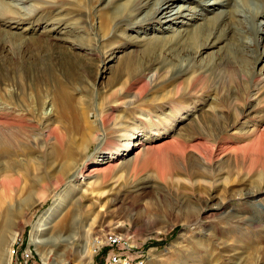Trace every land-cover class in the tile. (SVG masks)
Wrapping results in <instances>:
<instances>
[{"label": "rangeland", "instance_id": "374dc122", "mask_svg": "<svg viewBox=\"0 0 264 264\" xmlns=\"http://www.w3.org/2000/svg\"><path fill=\"white\" fill-rule=\"evenodd\" d=\"M1 1L13 15L6 12L5 22L0 21V116L11 108L18 109L37 127H41L45 116H53L69 129L78 143L87 137V143L83 144L87 148L83 145L77 148L75 159L65 165L63 183L57 173L62 166L59 161L48 160L40 164L37 171H33L37 165L31 163L36 176L33 174L30 178L48 175L50 190L57 184L61 186L55 191L49 190L44 200L36 196V204L28 212L26 208L14 213L15 225H19L6 234L9 241L14 233L18 237L12 264H44L40 251L49 264H84L92 246L93 250L97 247L92 264H264V196L261 204L253 207H245V200L240 197L245 182L264 180V172L256 161L250 173L244 170L239 177L235 173L229 183L211 192L219 198H227L229 205L247 220L246 225L237 224L238 229L235 224L228 226L224 218L221 220L210 208L206 209L202 223L187 224V217L197 214L200 200H206L210 192L203 184L205 176L193 177L198 184L191 186L192 180L185 173L169 172L167 154L148 155L141 168L120 178L119 185L125 188L123 193H129L121 196L123 202L117 207L113 206V201L119 194L112 178L122 173L116 169L97 176L105 178L100 189L90 190L88 180L72 181L77 172L88 174L92 168V163L84 161L85 155L97 160L100 142H93L91 136L98 132L100 139L103 138L99 115L117 102L119 91L128 81V78L118 77L120 62L142 50L144 44L158 39L172 38L173 41L166 49L147 56L145 62L140 63L144 67L143 76L148 79L149 71L153 70L156 75L148 82L139 106L117 104L116 121H123L127 130L115 146V153L132 157L131 148L141 143L140 135L156 141L154 145L174 140L182 125L178 121L182 115L210 107L213 111L221 109L224 115H229L231 123H235L229 131L232 139L250 126L263 127L264 33L257 29L264 27V18H257L255 14L263 10L264 0H243L250 12L240 6L238 10L243 13L236 10L235 14H232L235 0H229L233 3L230 7L216 6L209 10L206 7L215 0H204L203 5L179 2L172 4L173 9L176 8L173 14L163 15L170 18L168 21L156 14L140 27L133 25L135 20L132 19L116 25L112 21L128 0L112 4L110 0ZM152 7L153 3L147 5L141 1L139 4L140 10L147 13ZM189 7L194 15L184 16L190 13L186 10ZM222 13L225 15L221 17ZM246 15L248 17L243 18ZM223 16L230 17L222 29L225 33L220 34L218 40V33L208 39L191 37L206 20L213 24ZM228 25L233 29L231 34L226 33ZM177 85L181 86V92L170 99ZM255 88L260 90L258 98L254 96ZM234 108L241 112L238 120ZM178 109L182 111L176 112ZM85 112L92 117L95 128L89 137ZM137 127L143 131L136 132ZM128 139L130 149L124 152ZM262 139L259 142L263 144H256L263 154ZM239 140H243L242 146L248 143L247 137ZM33 142L34 145L25 146L31 149L28 150L30 156H27L28 151L18 156L23 162L43 158L44 153L36 149ZM51 152L52 148L46 151ZM71 182L78 185L77 189L70 195L71 199L63 201L57 219L50 225V236L57 238L49 240L44 250H38L30 243L31 231L59 199H63ZM134 183L149 185L143 198L133 195L129 186ZM27 184L29 180L24 179L21 187ZM26 197L22 191L17 193V204ZM80 197L82 203L77 205Z\"/></svg>", "mask_w": 264, "mask_h": 264}, {"label": "bare ground", "instance_id": "6f19581e", "mask_svg": "<svg viewBox=\"0 0 264 264\" xmlns=\"http://www.w3.org/2000/svg\"><path fill=\"white\" fill-rule=\"evenodd\" d=\"M13 1L16 2V0ZM117 1L119 0H110V4L115 3ZM141 1L146 2L147 5L153 3V7L151 8V11H149L148 13L146 10L141 11L139 8V4ZM179 2L182 3L190 2L191 4L197 3L203 5L204 0H128V2L125 5L120 7L119 13H117V15L113 17L112 21L116 25L122 23L123 21L132 19L135 20L133 22V25H139L138 27H140L145 23L150 22L156 14L162 16L166 15L167 13L173 14L174 10L176 9V8L173 9V5ZM232 4L233 3L229 2V0H225V1L215 0L213 4L209 5L206 8L209 10L211 7H216V6L230 7ZM233 5L235 6V9L233 10L232 14H235L236 10L237 12L241 11L238 10V7L240 6L247 12H250V10L247 8L246 3H244L243 0H235V4ZM29 10L34 11L35 9H29ZM186 10H188L190 13L188 15L184 14V16L194 15L190 7L187 8ZM263 10L261 12L256 13L255 16H257V18L260 17L263 19L264 18ZM6 12H8L9 16L13 15L11 14V11L8 9L6 3H3V1H1L0 2L1 22H5L4 18L7 14ZM222 15H225V13H222L221 17ZM229 17L227 18V16H223V18L219 20V22L217 21L213 24H209V21L206 20V22L203 25L198 27V29L193 32L191 37L197 40L201 38L208 39L218 33L219 37L216 38V40H218V38H220V34L225 33L224 30L222 29L227 26ZM247 17H248L247 15L243 16V18L245 19ZM162 18H164L166 21L170 19L166 16H163ZM216 23L218 24L217 26ZM131 28L133 29L136 27L132 26ZM257 30L259 33H264V27L263 28L260 27ZM232 31L233 29L231 30V27L228 25L226 33L231 34ZM172 41L173 39L170 38L165 40L158 39L156 42L153 43L148 42L147 44H144L142 46L143 48L139 52H135L132 56H127L122 59V61L119 64V69L121 71L118 72V77H120L121 79L128 78V81L123 86L122 90L119 91L118 93L119 99L117 100V102L115 104H111L107 106L106 109L103 110L99 115L102 123V128L104 131L103 138L100 139V137L98 136V132L97 134H93L91 136L93 142L95 143L100 142V147L98 148L96 153L97 160L93 159L92 157L89 158L88 156L85 155L84 161L87 164L92 163L93 166L88 171L89 172L88 174H85V171L77 172L74 175V179L72 181L88 180L87 185H89L90 190L100 189L102 187L105 178H100L97 176L101 173H103L104 176L106 172L112 169H116L117 171L122 173L120 176L117 177L115 175L112 178L113 186L116 189H118L117 193L119 194L118 197H116L113 201L114 202L113 206L117 207L119 204L123 202L121 196L126 197L127 194L129 193L126 192L127 190H125L126 193H123L124 192L123 190L125 188L120 187L119 185L120 178L123 176H127L129 172L132 173L138 168H141L140 166L143 164L144 159L148 155L150 154L152 155L154 153L158 155L167 154L169 170H170L169 172H174V173L175 171L179 173L183 172L186 175H188L191 180L193 179V177L205 176V181H203V184L207 187V189L210 192L206 200L204 201L200 200L197 214L187 217L186 219L187 224L192 225V224L202 223V218L203 215H205L206 209L210 208L211 210L215 211V215L217 213V215L221 216L220 217L221 220H223L222 218H224L225 220L224 222H226L228 226L235 224L234 227L238 229L239 227H237L236 225L237 224L246 225L247 220L240 215L239 210H237L236 208H232L229 205L230 201L227 198H219L218 196H214L213 194H211V192L213 193L215 191L217 192L219 187L229 183L230 178L233 175H235V173H237L238 177L239 175H241L242 171L244 170L250 173L253 170V168H251V165L254 161H256L259 164L261 172H264V153L262 154L259 151V149L257 148L258 144H256V143L263 144L259 141L262 138H264V126L260 128L250 126L246 128L243 133L239 134L235 138L233 137L232 139L229 135V131L233 129L235 123H231V118L229 117V115L227 114L224 115L221 109H217L213 111L212 108L210 107L208 109L201 110L199 113L196 112L193 114L185 113L184 114L186 115L185 117H183L182 115L181 116L182 118L180 120L178 119V121L181 122L182 125L181 128L180 129L178 128L179 130L176 131L174 140H166L165 142L159 145H154L156 141H154L153 139H144L145 136L140 135L141 143H139V145H136V147L133 146L131 148L133 154L132 157L127 158V156L129 155H126L127 158L126 159L125 157H123V155L120 152L118 153L114 152L115 146L117 145L119 139L123 136L122 135L123 132L127 130L126 129L127 127L124 126L125 124L122 123L123 121L121 120L116 121L115 118V112L117 110L116 107L121 104H126L129 106H133V105L139 106V99L142 97L144 90L148 87V82L151 81L156 75V72L154 70H153L154 72L149 71L150 76L147 79L146 76H143L144 67H142L140 63L145 62L147 56L159 53L160 51L166 49L170 45V43H172ZM230 74L228 80L230 79ZM180 92H181V86L177 85L174 89V96L169 98L173 99L175 97H178V94ZM254 93H255L254 96L259 97L260 90L258 88H255ZM144 103L142 102V104ZM47 105L50 106L51 104L47 102ZM181 111L182 110L178 109L176 112L180 113ZM234 113L236 115V119L238 120L241 116V112L237 108H234ZM83 116H84V121L89 128V132L85 131L86 135L89 137V134L95 131V128L92 125V117L87 112H85ZM166 117H169V115H166ZM219 119L222 120V122L224 123L220 124V122L217 121ZM135 130L136 132L143 131L141 128L138 127L135 128ZM127 133H129V131H127ZM242 137H247L248 139L247 141L248 143L243 144V146L240 143L243 140L242 141L239 140ZM83 138L85 139V141H82L81 144L78 143L77 139L70 135L69 129H67L59 120L53 119V116H48V115L45 116L41 127L35 126L34 121L30 118H26L25 113L19 111L18 109L13 111V109L11 108L10 111L4 113L3 117L0 118V202L1 204L3 203L6 206L5 208L4 205L0 204L1 205L0 213H2L0 214L1 215L0 224H3L2 225L3 229L0 232V264H12L13 262V254H14L13 248L18 237L17 234L14 233L11 237L12 238L11 241H9V236H7L6 234L10 233L11 230L17 228L19 225V224L15 225L16 216H14V213L20 212L26 208H27L26 212H28L36 204L35 197L38 196L37 198L44 200L45 199L44 195L50 190L48 175L47 177H44L45 179L41 177L40 178L35 177V179H33L30 178V176L33 174L34 176H36L35 175L36 172L33 171H37L38 167L45 164L48 160H52L51 162L57 160L61 163L60 165L62 166H60V169L58 171L56 169V171L57 173L59 172L60 174L59 175L61 178L60 181L61 182L65 181V179L63 180V177L66 176L65 165H67V162L72 160L74 156H76L75 155L76 149L80 148V146L82 147L83 144L87 143V137L84 136ZM33 141H35L36 149L41 150L44 153V156L41 159L38 158V160L40 161L31 159L32 162H30L28 161L29 159L27 160L24 159L23 162V160L18 158V156L20 155V153L25 155L26 151L28 150L31 151V149H26L25 146L26 144L28 145L31 143H33L34 145ZM262 142H264L263 139ZM125 145H127V147L124 150V152H126L127 150L129 151L130 149L129 139L126 141ZM8 146H11V148H9ZM48 148L49 149L52 148L51 153H46ZM29 151L27 156H30ZM258 151L259 153H257ZM48 155L50 156L48 157ZM108 155L110 157H107ZM57 161L55 162L58 163ZM31 163H33V165L34 164L37 165L36 166L37 169L35 168V170L32 171L31 167L33 165H31ZM47 164H49V162ZM223 164H227L228 167L227 168L221 167ZM50 169L51 168H49V170ZM165 174L167 173L165 172ZM170 174L171 173H169V175ZM94 175H96V177ZM92 178L93 180H91ZM24 179L29 180V185L27 184L22 188L21 185ZM189 184L191 186L197 185L198 181L194 182V180H192V182H190ZM60 186L59 184H57L51 190L55 191ZM77 186L78 185H74L72 183L70 185V188L67 189L65 195L63 196V199L61 197L57 202V204L55 205V207H53L49 211L50 213H47L45 215L46 217L42 219L37 226L33 227L31 231L30 243L31 245L35 246V248H38V250H44L49 240L50 241L56 240L57 236L52 237L49 234L52 229L50 225L54 223L55 218L59 212V209L63 205V201L65 202L67 199L69 200L70 195L74 194V192L77 189ZM129 187L132 190L130 188H128V190L130 189L133 192V195L136 196V198H143V196H145V194H147V191L149 190L148 188L149 185L147 183H142V185L141 183L139 184L134 183ZM21 191L24 192L27 195V197L23 202L17 204L16 195ZM263 196H264V180H259L256 183L255 182L253 183V181L245 182L240 194L241 199L245 200V207H253L257 204H261V199ZM8 201H11L12 203L10 204ZM78 203L79 204L77 205H81L82 197L79 198ZM2 207H4L5 210H3ZM4 228H6L5 231ZM10 246L11 248H9ZM96 248L97 247L95 246L93 250V246H92L89 252L91 256L89 254L85 255L87 261L84 264H92L93 262L92 257L94 256V252ZM197 249L198 247L196 248V250ZM40 254L44 258L45 261L44 264H49L47 262L48 258L44 257L41 251ZM114 262L118 263L117 259H114Z\"/></svg>", "mask_w": 264, "mask_h": 264}, {"label": "built area", "instance_id": "2783aa9c", "mask_svg": "<svg viewBox=\"0 0 264 264\" xmlns=\"http://www.w3.org/2000/svg\"><path fill=\"white\" fill-rule=\"evenodd\" d=\"M115 257H118L117 255H115ZM32 263V262H31ZM35 264V263H34Z\"/></svg>", "mask_w": 264, "mask_h": 264}]
</instances>
